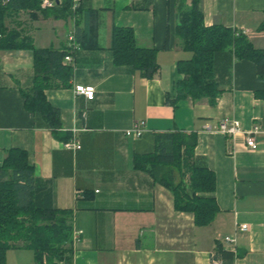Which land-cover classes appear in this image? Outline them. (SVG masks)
Here are the masks:
<instances>
[{
	"label": "crops",
	"instance_id": "1",
	"mask_svg": "<svg viewBox=\"0 0 264 264\" xmlns=\"http://www.w3.org/2000/svg\"><path fill=\"white\" fill-rule=\"evenodd\" d=\"M176 1L81 0L80 28L94 26L95 45L73 51L68 87L43 91L59 112V134L74 135L79 150L65 149L42 118L25 108L23 95L33 85L31 53L0 50V166L7 151H24L34 175L51 188L53 206L72 213L77 238L66 264H209L224 236H235L238 264H264V82L252 62L225 51L214 62L220 89L214 105L205 99L166 104V97L175 100L182 79L176 64L189 58L174 36ZM200 4L205 27L223 25L264 49V31L258 30L264 0ZM53 10L19 11L6 26L36 48L61 50L73 24L62 36L69 18ZM113 28L131 29L138 47L155 51L152 79L113 64ZM75 86L92 87L93 99L75 94ZM224 118L244 132L257 126L258 149H246L241 134L219 133ZM140 121L142 135L125 136ZM170 132L193 134L194 165L214 174L217 213L207 226L197 227L191 214L176 211L172 193L133 168L134 156L154 152L156 134ZM241 224L245 232L237 230ZM5 264H34L33 253L10 249Z\"/></svg>",
	"mask_w": 264,
	"mask_h": 264
},
{
	"label": "trees",
	"instance_id": "2",
	"mask_svg": "<svg viewBox=\"0 0 264 264\" xmlns=\"http://www.w3.org/2000/svg\"><path fill=\"white\" fill-rule=\"evenodd\" d=\"M174 36L179 48L189 58L179 60L177 72L182 79L176 83V98L166 104L175 105L182 99L207 100L214 105L220 89L214 77V62L218 54L228 51L235 60H247L256 68L259 81L264 82V49H256L240 32L220 24L205 27L200 0L176 1ZM54 9V10H53ZM59 18L71 17L69 1L62 0L55 6ZM41 10L37 0H0V50H27L32 56L33 85L25 93V108L38 114L53 135L66 142L69 135H60V118L57 109L45 99L47 88L68 87L72 67L63 64L66 47L36 48L28 37L9 29L19 11ZM79 7L74 16L73 41L81 49L95 45V28L81 29ZM264 31V21L258 28ZM167 47V40H166ZM115 66H128L144 79H152L158 71L153 49L136 45L129 28H113L110 46ZM195 138L181 132L160 133L155 136L154 152L134 156L133 168L146 172L152 180L168 189L173 196L176 211L191 214L197 227L207 226L214 219L217 207L212 197L215 189L214 174L193 163ZM181 179L174 183L175 175ZM187 177V184L182 179ZM24 248L32 251L34 264H66L72 251V213L53 206L51 188L34 175L27 155L20 149H11L0 166V264H5L6 252ZM215 256L224 263H232L233 256L219 244Z\"/></svg>",
	"mask_w": 264,
	"mask_h": 264
},
{
	"label": "built area",
	"instance_id": "3",
	"mask_svg": "<svg viewBox=\"0 0 264 264\" xmlns=\"http://www.w3.org/2000/svg\"><path fill=\"white\" fill-rule=\"evenodd\" d=\"M39 2V8L41 10H49L53 9L55 6L60 5L62 0H37ZM69 1V11L71 13V17L69 20L72 22L74 26L75 21V12L80 7L81 0H68ZM79 48L77 44L73 41V29L71 33L67 37V45L66 52L67 54L64 56L63 64L71 66V55L73 51ZM74 93L77 95H82L86 100L90 101L93 99L94 91L92 87H83V86H75ZM206 130H209V127H205ZM144 130V122H135L131 129L124 132L125 136L132 138H139ZM217 131L227 137H233L237 134H241L244 139V144L246 149L250 151H255L258 149L259 145L254 139V135L258 134L259 128L254 126L251 131L244 132L239 127L237 121L232 119L224 118L222 119L218 126ZM63 147L67 150H79L80 145L74 138V135L71 136L69 140L63 143ZM237 230L239 232H245L247 230V225L241 224L238 225ZM77 235L72 233V242L76 240ZM218 244L223 246V250L228 251L233 256V262L229 264H238L237 262V252H236V239L235 236H224L221 239H218ZM209 264H228L224 263L219 257H216L215 254L210 255Z\"/></svg>",
	"mask_w": 264,
	"mask_h": 264
},
{
	"label": "rangeland",
	"instance_id": "4",
	"mask_svg": "<svg viewBox=\"0 0 264 264\" xmlns=\"http://www.w3.org/2000/svg\"><path fill=\"white\" fill-rule=\"evenodd\" d=\"M70 30V20H67L66 21V28L63 30V33H62V36H64V32H66V34L65 35H67V32ZM67 40V39H66ZM179 181H181V179H180V177L176 174L175 175V181H174V183H178ZM182 183L185 185V184H187V177H184L183 179H182Z\"/></svg>",
	"mask_w": 264,
	"mask_h": 264
}]
</instances>
